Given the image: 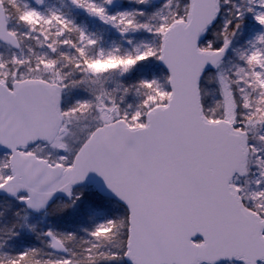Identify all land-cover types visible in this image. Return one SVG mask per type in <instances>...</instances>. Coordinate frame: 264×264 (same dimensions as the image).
<instances>
[{
	"label": "snow or ice",
	"instance_id": "6c2138e0",
	"mask_svg": "<svg viewBox=\"0 0 264 264\" xmlns=\"http://www.w3.org/2000/svg\"><path fill=\"white\" fill-rule=\"evenodd\" d=\"M71 5L0 0V264H264V0Z\"/></svg>",
	"mask_w": 264,
	"mask_h": 264
},
{
	"label": "rangeland",
	"instance_id": "374dc122",
	"mask_svg": "<svg viewBox=\"0 0 264 264\" xmlns=\"http://www.w3.org/2000/svg\"><path fill=\"white\" fill-rule=\"evenodd\" d=\"M46 7L60 8L64 12L73 15L75 18L79 14L80 16L85 18L82 23H86L92 30L104 31L105 26L101 25L98 21L88 17L82 11L74 9L71 5V0H46ZM113 39H118L116 33L106 31L105 43L110 44Z\"/></svg>",
	"mask_w": 264,
	"mask_h": 264
},
{
	"label": "trees",
	"instance_id": "16d2710c",
	"mask_svg": "<svg viewBox=\"0 0 264 264\" xmlns=\"http://www.w3.org/2000/svg\"><path fill=\"white\" fill-rule=\"evenodd\" d=\"M76 19L78 22L82 23L84 21L85 18H83L82 16H80L79 14L76 16Z\"/></svg>",
	"mask_w": 264,
	"mask_h": 264
}]
</instances>
